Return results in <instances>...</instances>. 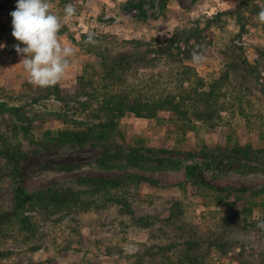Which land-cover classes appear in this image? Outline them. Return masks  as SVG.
<instances>
[{"label":"rangeland","instance_id":"374dc122","mask_svg":"<svg viewBox=\"0 0 264 264\" xmlns=\"http://www.w3.org/2000/svg\"><path fill=\"white\" fill-rule=\"evenodd\" d=\"M258 2L262 4L263 0ZM50 3L52 11L61 16L67 3L77 9V15L62 27L61 34L58 33L62 44L68 43L77 49L58 83L61 88L74 91L80 75L87 73L100 82L102 73L99 57L80 45L83 34L91 31L111 46L125 40H162L178 27L194 25L195 20H199L202 27L207 26L208 16L235 9L240 0H170L166 16L160 14V0H50ZM15 8L16 0H0V44L6 45L0 49V103L7 108L0 111V122H12L16 108H22V112L33 119L30 137L21 136L28 152L21 164L26 188L33 191L67 184L79 188L75 181L79 175L121 177L129 172L158 183L146 181L138 187L111 189L95 197L94 209L65 214L61 221L55 220L59 213L50 219H41L37 214L39 232L30 240L11 227L8 235L0 236V264H141L143 261L154 264V259L164 255L176 257V248L170 250L169 245L176 244L191 230L200 240L218 233L226 217L232 214L240 215L239 219L244 217L246 204L252 207L247 217L249 222L264 221V195L243 196L237 199L238 204L231 203L236 199L232 196L207 206L200 195H190L178 187L186 180L188 164L199 166L206 180L218 186L264 184V153L261 152L264 147V93L261 90L264 65L257 66V59L264 63L261 53H264V24L258 22L257 15L243 11L248 18L247 31L243 34L235 16L223 15L220 23L210 25L205 31L206 35L213 34V43L202 53L205 60L200 64L189 62L205 81L211 82L226 70L222 52L234 45L244 48L238 52L244 53L248 63L242 66L249 65L250 72L246 75L242 68L231 71V79L221 90L219 116L214 120L192 118L195 129L183 131L174 122L171 128L167 126L168 113H162V121L127 113L121 120L125 138L42 149L44 146L38 147L30 139L44 142L47 130L57 132L60 128L84 125L88 117L77 114L73 116L75 121L62 119L67 107L53 88L49 93L29 82L22 67V56L14 47L19 42L11 34L10 13ZM162 68L135 72L130 81L140 82L148 86L147 90L156 92L163 85L153 80L157 81ZM246 144H252V154L237 155L231 150L235 145ZM106 196L124 198L130 203L132 213L123 203L107 200ZM14 204L11 168L0 156V207L12 208ZM178 207L182 210L180 220L169 223L170 210ZM147 216L154 218L149 227L134 220ZM236 237L246 242L245 258L249 261L264 256L262 231L241 230ZM37 245L40 246L37 248ZM198 249L197 253L205 256L201 258L204 264H240L235 258L238 249L222 254L210 248L207 242Z\"/></svg>","mask_w":264,"mask_h":264},{"label":"trees","instance_id":"16d2710c","mask_svg":"<svg viewBox=\"0 0 264 264\" xmlns=\"http://www.w3.org/2000/svg\"><path fill=\"white\" fill-rule=\"evenodd\" d=\"M170 0H160V14L166 16L169 11ZM264 8L263 3L258 0H240L235 9H226L208 16L207 26H201L199 20L194 25L178 27L164 39L154 38L150 40H125L115 46L105 43L99 36H95V44L84 43L87 34L82 35L80 45L88 53L94 54L100 59L102 67L100 82L93 80V76L82 74L78 77L74 91L61 88L59 84L51 87H40L49 93H56L58 99L64 102L67 107L62 114V119L75 121V115L84 114L88 122L84 125L68 126L60 128L57 132L47 130L44 134L45 141L37 142L31 140L36 146H44L42 149L51 147H66L72 143L86 144L106 141H114L118 138H125L121 128V120L127 113H133L141 118L164 120L162 113H168L166 118L171 124H176L183 131L195 129L192 118L208 121L219 116V99L224 84L231 79V71L238 68L244 69L246 75L250 72L249 65L243 68L244 53L238 52L243 47L232 48L223 51L225 60V72L222 76L211 82L205 81L196 68L190 64L191 53L198 50L205 53L206 49L213 43V34H205V31L212 24L222 21V16H235L241 26V34L247 31L248 18L244 10H249L250 15H257ZM63 31L60 30V34ZM209 40L206 41V39ZM261 53L264 55L263 51ZM243 57V58H242ZM243 59V60H242ZM262 61L257 59V66ZM159 71L155 84L163 85L156 89H148L140 82L131 83L130 76L135 72L144 70ZM257 68V67H256ZM165 74V75H164ZM164 75V76H163ZM162 83V84H161ZM264 93V85L261 87ZM73 108V109H72ZM6 104L0 103V111H6ZM12 122H0V156L4 157L11 168V175L14 182V200L12 208L0 207V236L8 235L9 229H16L19 234L30 240L39 232L38 216L41 219H50L54 214L56 221H61L66 215L78 212H87L94 209L96 196L110 192L111 189L122 186H139L143 182L158 183L157 180L142 176L138 173H127L121 177L107 175H79L75 179L79 188L67 184L66 186L50 185L36 188L29 191L24 183V174L21 169L22 160L28 152L24 148V141L21 136L30 137L33 127V119L28 118L22 108H16L13 113ZM29 121V122H28ZM27 122V123H26ZM69 122V121H68ZM153 149V148H149ZM40 150V148H38ZM231 150L237 155L252 154V144L235 145ZM36 151V150H35ZM264 153V147L261 148ZM199 166L188 164L186 166V180L178 184L180 190L190 195H200L207 206L221 203L223 199L236 198L234 204L243 196L260 197L264 195V184L262 186L241 185V186H218L210 183L203 176ZM87 186V188H85ZM123 198V197H122ZM105 199L123 203L129 213L130 203L120 197H109ZM178 204V203H177ZM176 204V205H177ZM252 213L249 204L243 206L244 217L232 214L224 219L221 230L207 238L200 239L197 233L190 231V234L182 235L176 244H170V250L174 251L176 257L163 256L161 259H154V264H204L205 256L197 253L198 248L204 242L209 243L210 248H215L222 254L235 252V258L240 264H264V256L254 261L245 258L246 242L236 237L238 231L259 228L257 223L249 222L248 215ZM182 210L172 208L167 221L176 223L180 220ZM75 219V218H73ZM153 217L134 218L142 226L152 225ZM40 245H37V248ZM203 259L201 260V258ZM164 259V260H163ZM141 264H145L141 262Z\"/></svg>","mask_w":264,"mask_h":264},{"label":"clouds","instance_id":"9594fccd","mask_svg":"<svg viewBox=\"0 0 264 264\" xmlns=\"http://www.w3.org/2000/svg\"><path fill=\"white\" fill-rule=\"evenodd\" d=\"M12 17V36L19 42L14 47L22 56V67L29 82L38 87H51L59 83L68 67L69 58L77 54L71 44L61 43L58 33L77 15L72 3L63 8V16L52 11L50 0H16V8L10 13ZM259 23L264 24V8L257 14ZM95 44V34L88 32L84 41ZM21 44L23 46H21ZM5 44H0V49ZM194 64L205 60L204 55L194 50L191 53ZM264 229V221L257 225Z\"/></svg>","mask_w":264,"mask_h":264}]
</instances>
